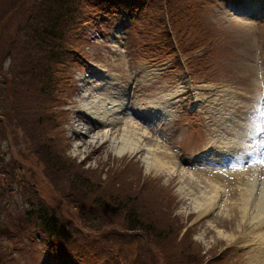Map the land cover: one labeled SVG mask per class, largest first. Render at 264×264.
Here are the masks:
<instances>
[{"label":"rangeland","instance_id":"obj_1","mask_svg":"<svg viewBox=\"0 0 264 264\" xmlns=\"http://www.w3.org/2000/svg\"><path fill=\"white\" fill-rule=\"evenodd\" d=\"M26 1L0 0L2 56L3 53H7L6 48L9 44L7 35H10L9 28H14L17 16L23 13L22 11L24 13L32 11L40 4L39 0ZM200 1L205 2L204 8L201 9L203 11L200 15L201 26L206 32L211 33L209 38L212 49L211 46L209 48L202 46L182 54L173 40L169 21L165 24L160 23L161 27L166 26L165 36H160L158 44V48L162 49L160 52H164L160 60L159 56L153 55L144 46L146 41L143 42L144 39L142 38V41L139 38L141 33L142 36L149 35L150 30L157 33L158 30L153 26L145 25L140 28L138 26L134 31L132 27L127 28L128 20L111 15L100 19L98 24H95L96 19H93L94 23L92 21L82 26L84 52L83 55L76 54L75 61L71 65L72 74H69L70 66L65 67L64 81L67 79L70 85L66 93L67 102L61 106L58 105L59 107L56 106L65 111V116L61 117V120L66 119L61 121L60 128L64 132L65 140L63 141V137L59 142L66 148L67 155L79 163V170L84 171L86 177H93L90 169H98L100 180L112 183L108 175L111 169L122 170L127 163L133 166V171L139 170L141 172L139 178L136 177V173L120 171L116 173L117 176H115L118 179H113L121 184L120 189L124 192L132 187L140 189L147 178L159 180L161 185L169 190L176 204L172 206L168 204V199L154 194L148 198L154 201L159 200L162 205L169 207L171 215L177 218L174 224L183 229L178 237L183 244H189L186 235L192 229L189 239L200 241L207 261L223 256L227 264H264V260L250 257L253 253L251 245L242 239L243 233L249 227V220H245L240 210L234 205L239 194L238 186L241 183L237 173L241 174L244 181L254 171H258L261 177L264 176V18L259 15V11L264 10V0L236 2L237 5L234 7H242L243 11H249V14H252L249 17L234 13L230 0ZM245 4L247 6H244ZM251 4H254V10H251L253 9L250 7ZM136 11L146 10L137 9ZM257 17L261 20H257ZM167 35L170 38H167ZM191 35L192 33L189 32L186 43H190ZM169 41L176 45L175 52L171 49ZM168 49L170 51H167ZM203 55L206 58L200 66L199 61L204 57ZM4 57V61L7 62L5 68H10L14 62H18L17 58L9 54ZM190 64H192L191 67ZM132 70L136 73L135 80L130 77ZM100 74H108V77L100 80L98 78ZM1 77L0 92L4 93L5 88ZM112 83L115 85L110 87ZM85 93L95 94L100 104L120 103L121 108H124L122 115L127 113V118L124 116L117 118L113 130L120 132L121 128L128 123L126 122L128 117L133 115L135 120L141 123L139 129L148 132L146 142L164 147L166 158L175 165L176 172L168 175L157 172L154 168H148L144 160L146 154L144 151L140 154L126 153L124 156H119L112 149L110 142L98 143L95 146L87 144L88 137L76 131L78 125L88 126L90 134L103 132L105 127L101 126L100 120L91 118L81 110V103L88 96ZM176 99L179 100V106L188 100V102L197 100L199 103L196 106L199 107L196 116L179 112L183 109L173 108L175 111L167 117L166 124L159 125L149 121L151 116L149 112L163 104L169 103L171 107L172 101ZM36 105L38 104L35 101L32 102L30 109ZM131 108L140 112L142 116L138 115L137 118V114L135 115V111L133 112ZM21 132L22 130L19 129V133ZM17 137L15 141L10 140L13 158L17 162L16 171L7 172L5 169L6 172L3 170L4 174H0V229L8 226V218L11 217L9 214L4 215L5 210L12 203L19 204L28 197L40 198L54 206L53 208L59 211L62 209L59 212L60 217L71 221L69 212L75 210L74 200L78 196L70 194V191L63 196L60 189L52 182L53 178L55 180L60 178L62 172L50 171L48 166L45 168L39 156L35 157L30 153L25 155L24 152L28 149L24 141L28 138H19V134ZM230 140L243 145L259 144V148H262V158L257 163L218 168L208 160V158L214 160L213 154L203 159V162L202 160L193 161L194 155L211 144L212 147L230 148ZM22 143L25 144L23 147H21ZM179 144L182 145L184 153L180 151ZM3 147L7 148V142L3 141ZM40 156L42 157L41 154ZM217 176L221 177L227 189L228 199L232 203L228 204L230 212L223 213L216 210L199 216V211L192 207L193 198L181 193L179 188L183 183H188L195 188L192 177H195L203 186L207 183L206 178ZM69 186L73 189L72 184ZM5 198L12 203H1L5 201ZM80 217L82 219L81 215ZM12 228L14 224L10 225V229ZM220 230L228 236L220 233ZM21 234L19 241L15 242L17 245L13 251L16 257L14 264H57L50 255L44 254L45 248L35 235ZM3 235L0 243L5 244L6 247L15 240L14 236L11 237V241L8 240L11 234L7 235L4 232ZM140 243V240H135L124 248H117L116 252L119 255L114 256V262L128 264L129 258L135 261V255L131 256L129 247L133 250L135 246L139 247ZM2 248L0 245V250ZM144 254L147 260L154 259L157 264H164L160 259L162 251L154 250L153 253L147 251ZM176 259L177 256H175ZM181 260L176 264H190ZM187 261L190 262L191 259ZM170 262L175 264L172 260Z\"/></svg>","mask_w":264,"mask_h":264},{"label":"trees","instance_id":"obj_2","mask_svg":"<svg viewBox=\"0 0 264 264\" xmlns=\"http://www.w3.org/2000/svg\"><path fill=\"white\" fill-rule=\"evenodd\" d=\"M39 3L32 11H22L17 16L14 28H9L10 35H7V53L2 56L0 51V77L3 76L1 80L5 88L4 93L0 92V174L5 169L7 172L16 171L17 162L13 158L11 141L17 140L19 134V138H28L27 141L23 140L28 149L27 152L23 151L24 154L39 156L45 168L48 166L50 171L62 172L60 178H53L52 182L63 196L70 191V194H76L78 198L74 200L75 210L69 212L71 221L60 217L62 209L59 211L40 198L28 197L19 204H13L5 198L1 203L12 204L4 215L9 214L11 217L8 218V226L0 229V241L3 240L4 232L11 234L9 241L12 236L15 240L7 247L0 243L3 247L0 250L3 251L0 252V264L16 262L13 251L17 245L15 242L21 237L20 233L27 236L40 233L62 264H116L113 258L116 254L119 255L117 248H124L135 240H140L141 243L133 250L129 247L131 256L135 255V261L129 258L128 264H136V261L137 264H157L154 259L147 260L144 254L147 251L153 253L154 250L162 251L160 259L164 264H172L171 260L176 264L180 259L190 264H227L223 256L207 261L200 243L189 239L192 229L186 235L189 244L185 245L182 240H178L183 229L174 224L177 218L159 200L148 198L154 194L165 197L172 206L176 204L169 190L156 178H147L140 189L132 187L126 192L122 191L121 184L115 180L118 179L116 176L119 171L136 173L138 178L141 176L139 170L133 171V166L127 163L122 170L108 171L112 183L100 180L98 169H90L93 177H86L84 171L79 170V163L67 155L66 148L59 142L64 137L60 128L65 119L61 120L65 111L63 108H56L67 102L66 93L70 85L67 79L64 81L65 67L70 66L69 74H72L71 65L76 54L83 55L84 52L82 26L93 19L112 16L119 9L137 13L134 31L138 26L140 28L145 25L158 30L157 33L150 30L149 35L145 36L141 33L139 38L149 44L148 46L145 42L144 46L153 55L159 56L160 60L164 52H160L162 49L158 48V44L160 36H165L166 29L160 23L168 21L173 40L182 54L202 46H211L212 49L209 38L211 33L204 30L200 21L205 2L39 0ZM139 8L146 11H136ZM189 32L192 35L188 44L186 41ZM167 38L170 36L167 35ZM170 45L175 52L176 45L172 42ZM8 54L17 58L18 62L5 68L7 62L4 61V56L7 57ZM203 56L199 61L200 66L206 58ZM30 101H35L38 105L30 109ZM19 129L22 130L21 133ZM3 141L7 142L6 149ZM24 145L22 143L21 147ZM69 184H72L73 189ZM11 224H14L12 229Z\"/></svg>","mask_w":264,"mask_h":264},{"label":"bare ground","instance_id":"obj_3","mask_svg":"<svg viewBox=\"0 0 264 264\" xmlns=\"http://www.w3.org/2000/svg\"><path fill=\"white\" fill-rule=\"evenodd\" d=\"M85 95L88 94L85 93ZM80 107L91 118L100 120V123L105 126V131L90 134L91 131H89L88 126L78 125L76 131L88 137L87 144H94L95 146L98 143L110 142L112 149L119 156H124L126 153L140 154L144 151L146 153L144 160L148 168H154L157 172L168 175H173L176 172L175 165L166 158L165 148L159 144H148L146 142L148 132L140 130V123L134 121L132 116L128 117V121H126L128 123L121 128L120 132L113 130L117 118L123 116L127 118L126 113L123 116L120 115V111H122L120 103L100 104L96 100L95 94H92L87 96ZM156 109H160L163 114L170 113L167 106H158ZM235 142L230 140V148H224V150H241L242 144ZM219 151L216 150L215 152L219 153ZM251 153V151L246 152V157L252 156ZM237 175L241 183L238 186L239 194L234 205L240 210L241 216L245 220H249V227L243 233L242 239L251 245L253 251L250 254L251 258L264 260V176L261 177L258 171H254L244 181L240 173ZM194 178L192 177V183L197 188L189 186L188 183H183L179 189L181 193L183 192L189 198H193L192 207L199 211V216L216 210L223 213L230 212L228 192L221 177L206 178L207 183L203 186ZM230 204L232 203L230 202ZM220 233L225 234L223 230H220Z\"/></svg>","mask_w":264,"mask_h":264}]
</instances>
